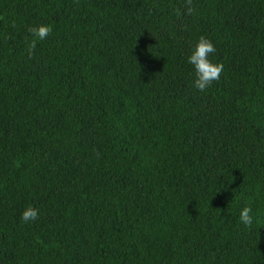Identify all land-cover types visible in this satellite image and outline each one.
<instances>
[{"label":"trees","instance_id":"1","mask_svg":"<svg viewBox=\"0 0 264 264\" xmlns=\"http://www.w3.org/2000/svg\"><path fill=\"white\" fill-rule=\"evenodd\" d=\"M0 264H264V0H0Z\"/></svg>","mask_w":264,"mask_h":264},{"label":"clouds","instance_id":"2","mask_svg":"<svg viewBox=\"0 0 264 264\" xmlns=\"http://www.w3.org/2000/svg\"><path fill=\"white\" fill-rule=\"evenodd\" d=\"M32 35V48L36 47V41L47 39L53 32V27L50 24H41L29 28ZM216 52V45L207 36H201L198 42L194 45L190 55L187 56V63L194 70L195 79L193 82L194 88L200 92H205L210 88L214 81H218L223 72V63L216 62L212 57ZM40 210L34 206L27 207L22 215L21 222L28 224L39 219ZM240 223L246 228L253 227L256 222V217L253 214L252 207H245L239 215Z\"/></svg>","mask_w":264,"mask_h":264}]
</instances>
